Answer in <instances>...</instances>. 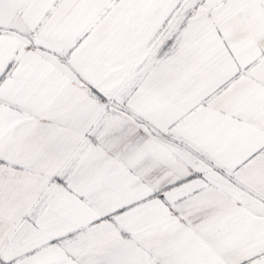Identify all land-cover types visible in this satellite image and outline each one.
Returning <instances> with one entry per match:
<instances>
[{"label":"snow or ice","instance_id":"obj_1","mask_svg":"<svg viewBox=\"0 0 264 264\" xmlns=\"http://www.w3.org/2000/svg\"><path fill=\"white\" fill-rule=\"evenodd\" d=\"M0 264H264V0H0Z\"/></svg>","mask_w":264,"mask_h":264}]
</instances>
